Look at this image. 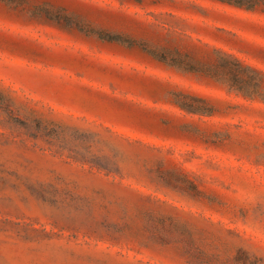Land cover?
Segmentation results:
<instances>
[{"label":"rangeland","instance_id":"374dc122","mask_svg":"<svg viewBox=\"0 0 264 264\" xmlns=\"http://www.w3.org/2000/svg\"><path fill=\"white\" fill-rule=\"evenodd\" d=\"M0 0V264H264V0Z\"/></svg>","mask_w":264,"mask_h":264},{"label":"trees","instance_id":"16d2710c","mask_svg":"<svg viewBox=\"0 0 264 264\" xmlns=\"http://www.w3.org/2000/svg\"><path fill=\"white\" fill-rule=\"evenodd\" d=\"M224 1L234 2L235 4H238V5L243 4L241 0H224Z\"/></svg>","mask_w":264,"mask_h":264}]
</instances>
